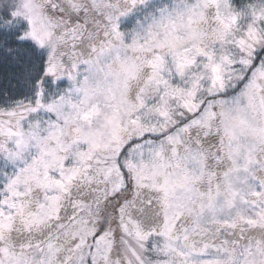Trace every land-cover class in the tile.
<instances>
[{"label":"snow or ice","instance_id":"snow-or-ice-1","mask_svg":"<svg viewBox=\"0 0 264 264\" xmlns=\"http://www.w3.org/2000/svg\"><path fill=\"white\" fill-rule=\"evenodd\" d=\"M0 264H264V0H0Z\"/></svg>","mask_w":264,"mask_h":264}]
</instances>
